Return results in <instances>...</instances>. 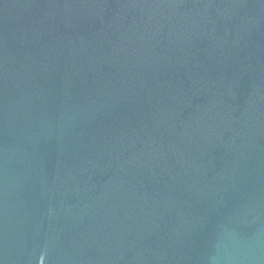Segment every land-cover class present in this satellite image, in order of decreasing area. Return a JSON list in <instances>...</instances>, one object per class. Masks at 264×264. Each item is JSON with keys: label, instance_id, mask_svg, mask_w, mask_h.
<instances>
[{"label": "water", "instance_id": "1", "mask_svg": "<svg viewBox=\"0 0 264 264\" xmlns=\"http://www.w3.org/2000/svg\"><path fill=\"white\" fill-rule=\"evenodd\" d=\"M0 264H264V0H0Z\"/></svg>", "mask_w": 264, "mask_h": 264}]
</instances>
